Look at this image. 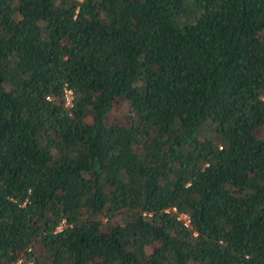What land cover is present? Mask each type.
<instances>
[{
    "label": "trees",
    "instance_id": "trees-1",
    "mask_svg": "<svg viewBox=\"0 0 264 264\" xmlns=\"http://www.w3.org/2000/svg\"><path fill=\"white\" fill-rule=\"evenodd\" d=\"M0 264H264V0H0Z\"/></svg>",
    "mask_w": 264,
    "mask_h": 264
},
{
    "label": "built area",
    "instance_id": "built-area-1",
    "mask_svg": "<svg viewBox=\"0 0 264 264\" xmlns=\"http://www.w3.org/2000/svg\"><path fill=\"white\" fill-rule=\"evenodd\" d=\"M64 97H65V104L68 106L71 105L72 104V90L65 88ZM179 217L183 218L186 224L188 223L189 219L187 217V214L181 213Z\"/></svg>",
    "mask_w": 264,
    "mask_h": 264
}]
</instances>
